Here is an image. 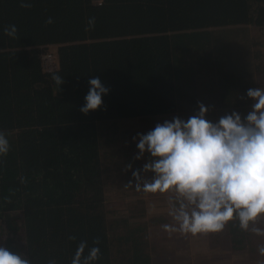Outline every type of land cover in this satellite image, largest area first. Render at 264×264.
<instances>
[{"label":"trees","instance_id":"obj_1","mask_svg":"<svg viewBox=\"0 0 264 264\" xmlns=\"http://www.w3.org/2000/svg\"><path fill=\"white\" fill-rule=\"evenodd\" d=\"M99 1L30 0L26 9L21 0H0V131L10 144L0 157V247L31 264H71L80 241L92 247L99 238L95 264H189V248L151 236L152 227L170 224L166 216L117 215L106 206L101 125L186 121L198 102L213 123L232 112L246 116L247 90L264 76L251 31L264 29V0ZM49 17L54 23H45ZM90 17L96 23L86 31ZM8 25L16 38L4 34ZM46 53L55 68L44 66ZM96 77L109 93L100 110L84 115ZM256 226L264 228V219ZM181 236L174 233L187 243ZM208 236L264 262L257 254L264 237L243 231L238 219Z\"/></svg>","mask_w":264,"mask_h":264},{"label":"clouds","instance_id":"obj_2","mask_svg":"<svg viewBox=\"0 0 264 264\" xmlns=\"http://www.w3.org/2000/svg\"><path fill=\"white\" fill-rule=\"evenodd\" d=\"M20 7L27 9L32 4L30 0H21ZM45 23L54 21L49 17ZM95 23V17H90L85 30ZM17 31L15 25L4 28V34L11 38H16ZM53 80L57 85L64 83L58 75ZM89 85L85 104L80 108L84 115L100 110L103 97L109 93L98 77L90 79ZM246 96L253 103L243 118L232 112L213 123L206 118L209 108L198 102L199 111L186 121L174 117L172 121L158 123L136 140L139 153L135 159L150 154L142 170L153 176L144 179L137 169L132 173L136 184L133 186L130 181L126 187H135L145 194H167L174 223L161 227L169 235L216 234L238 219L243 231L251 230L264 237V228L256 226L264 219V87L249 88ZM9 151V140L0 131V157H6ZM25 182L22 177L21 183ZM100 242L96 238L94 246L89 247L86 240L80 241L71 264H95L101 256ZM257 254L264 257V245L257 248ZM0 264L31 261L0 247ZM48 264L57 262L50 260Z\"/></svg>","mask_w":264,"mask_h":264},{"label":"rangeland","instance_id":"obj_3","mask_svg":"<svg viewBox=\"0 0 264 264\" xmlns=\"http://www.w3.org/2000/svg\"><path fill=\"white\" fill-rule=\"evenodd\" d=\"M251 31L252 36L260 40L257 42L254 50L261 51L262 59L264 60V29L251 27ZM257 81L262 84L261 87H264V76H258ZM173 118H157L151 122L131 120L116 122L114 124L103 123L101 125L100 136L102 137V142L107 144L103 151L106 206L108 209L116 211L117 215L133 216L146 211L149 218L166 216L170 224L174 223L172 217L169 215L167 194L137 192L135 187H126L129 182L124 179L125 174L132 175L136 168L140 165L143 167L151 158L150 154H145L143 159H135V156L139 153L136 144L139 135L147 134V132L154 129L156 124L163 123L166 120L172 121ZM129 165H131V168H129ZM152 176V173H146L147 180H150ZM132 184L134 186L136 183ZM136 220L138 219H133V221ZM139 220L146 219L142 218ZM161 226L152 227V238H155L157 243L161 239H171L169 242L176 249L183 250L187 248L188 250L189 248L191 252L189 264H261V262L258 263L252 260L256 256V253L233 251L229 241L220 240L219 243L215 244L212 242L215 238L209 237L208 235L210 234H198L195 237L188 235L187 243H183L181 240L174 238V233L169 235L163 231ZM184 239L186 240V238ZM262 242L264 243V241ZM183 257L185 258V255Z\"/></svg>","mask_w":264,"mask_h":264},{"label":"built area","instance_id":"obj_4","mask_svg":"<svg viewBox=\"0 0 264 264\" xmlns=\"http://www.w3.org/2000/svg\"><path fill=\"white\" fill-rule=\"evenodd\" d=\"M99 5L102 4V0H100L98 2ZM42 60L44 62V66L48 69H53L55 68L56 64H55V57L54 55H52L51 53H46L42 56Z\"/></svg>","mask_w":264,"mask_h":264}]
</instances>
